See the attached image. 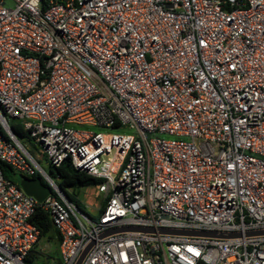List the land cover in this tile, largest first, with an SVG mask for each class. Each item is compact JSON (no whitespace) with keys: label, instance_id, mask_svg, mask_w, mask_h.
Here are the masks:
<instances>
[{"label":"built area","instance_id":"built-area-1","mask_svg":"<svg viewBox=\"0 0 264 264\" xmlns=\"http://www.w3.org/2000/svg\"><path fill=\"white\" fill-rule=\"evenodd\" d=\"M29 145L103 180L98 216ZM37 209L61 264H264V0H0V264H29Z\"/></svg>","mask_w":264,"mask_h":264},{"label":"trees","instance_id":"trees-1","mask_svg":"<svg viewBox=\"0 0 264 264\" xmlns=\"http://www.w3.org/2000/svg\"><path fill=\"white\" fill-rule=\"evenodd\" d=\"M11 129L19 140H24L28 136V134L24 131L23 127L20 125L19 122H13L11 125ZM50 168L52 174L53 172L55 173L54 179L59 189L63 193H65L68 198L73 201L79 208H81V201L78 198L76 191L83 188H97L103 182L102 179L95 178L84 171H79L75 169L72 164L68 161L64 162L59 167ZM2 171L7 179L13 182H19L18 176L13 174L10 167L2 165ZM104 206L105 204L103 202L101 208H103ZM31 222L40 230V239L46 236L51 230H54L58 237L53 222L49 217L48 213H46L45 211L37 209L35 215L31 219ZM34 255L35 249L30 252L29 256L26 259L29 264H35Z\"/></svg>","mask_w":264,"mask_h":264},{"label":"rangeland","instance_id":"rangeland-1","mask_svg":"<svg viewBox=\"0 0 264 264\" xmlns=\"http://www.w3.org/2000/svg\"><path fill=\"white\" fill-rule=\"evenodd\" d=\"M8 6H12V2H7ZM22 142V140H20ZM32 157L38 162L40 167L54 181V172L52 174L49 163L44 155L35 150L31 145L27 148ZM78 198L81 201V210L90 217H96L101 210L104 198L95 188H83L77 190ZM35 264H61L59 255L58 237L54 230H51L46 236L42 237L35 247Z\"/></svg>","mask_w":264,"mask_h":264},{"label":"water","instance_id":"water-1","mask_svg":"<svg viewBox=\"0 0 264 264\" xmlns=\"http://www.w3.org/2000/svg\"><path fill=\"white\" fill-rule=\"evenodd\" d=\"M19 186L28 196L34 197L39 202L44 201L52 193L50 186L46 185L41 178H21L19 180ZM162 233L166 234H177V235H187V236H203L211 238H231L236 236L235 234H225V233H215V232H196V231H171L163 230ZM264 232H259L262 234ZM86 253V252H85ZM85 253L81 256L77 264H81Z\"/></svg>","mask_w":264,"mask_h":264}]
</instances>
